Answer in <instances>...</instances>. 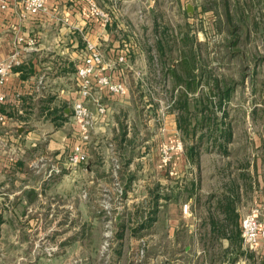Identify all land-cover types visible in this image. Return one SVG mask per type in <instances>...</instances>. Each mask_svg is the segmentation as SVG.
<instances>
[{"label":"crops","instance_id":"crops-1","mask_svg":"<svg viewBox=\"0 0 264 264\" xmlns=\"http://www.w3.org/2000/svg\"><path fill=\"white\" fill-rule=\"evenodd\" d=\"M172 1L175 18L192 6L187 0ZM162 2L47 0L45 13L30 14L17 0H0V59L16 53L20 60L6 80V101L0 104L6 116L0 125V240L8 242L1 248L5 255H39L42 240L63 237L69 241L61 247L67 249L73 239L88 240L96 234L103 239L98 209L107 194L118 201L119 183L127 209L116 235L132 246L122 244L117 253L136 254V240L145 238L148 264H264V243L248 250L241 236L242 218L255 208L264 228L260 157L229 149L215 156L223 165L217 161L204 166L203 155L209 153L174 151L168 166H157L154 136L135 129L144 123L154 132L152 118L143 121L141 113L153 111L154 105L139 109L126 79L152 76L151 56L145 51L151 44L144 36L155 38L152 48L162 43L158 38L167 30L158 17ZM194 10L187 11L188 16ZM90 44L103 53V74L123 82L126 90L113 95L93 85L86 102L95 119L90 142L84 144L87 162L75 171L49 175L51 165L62 167L82 142L73 105L80 98L78 70ZM96 101L107 108L102 117ZM127 110L134 113L126 119ZM172 112L165 116L168 127L160 134L168 139L170 130L177 129V113ZM140 135L145 138L140 140ZM137 140L139 146L133 143ZM129 144L128 153L121 152Z\"/></svg>","mask_w":264,"mask_h":264},{"label":"rangeland","instance_id":"rangeland-1","mask_svg":"<svg viewBox=\"0 0 264 264\" xmlns=\"http://www.w3.org/2000/svg\"><path fill=\"white\" fill-rule=\"evenodd\" d=\"M172 2L163 0L158 10L161 28L168 30L165 35L161 33L158 38L165 44L162 53L157 47L152 48L155 38L150 33L144 36L145 42L151 44L145 51L151 56L152 76L148 77L145 74L141 78L126 79L131 90H135L139 109L149 104L155 107L153 111H149L150 109L149 112L141 111L143 121L149 116L152 118L153 124H150V129L154 132L151 134L148 126L139 122L135 129L143 132L145 137L154 136L153 147L159 153V158L164 145L171 146L180 142L183 152L192 153L190 151L194 148V152L209 153L202 154L204 166H211L210 162L216 165L217 161L220 162L219 165H223L224 161L216 159L215 156L229 149L233 152L248 153L251 158L259 156L262 160L264 0H187L186 2H190L193 8L195 6V13L190 17L187 9L181 10L177 18L172 15L171 9L174 6ZM192 51L194 57H191ZM154 55H157V59ZM166 55L168 58L162 59ZM181 57L193 59L192 65L188 67L196 76L197 88L193 92H190L184 83V80L188 79L185 64H180L174 69L175 75L171 71L179 62L174 60ZM179 78H183L181 84L177 83ZM216 82H220V90L216 89ZM194 86L195 83L192 87ZM228 88L230 98L225 97ZM181 93L189 95L190 109L186 110L188 113L183 110L180 115L176 114L177 129L170 130L169 139L160 136L168 127L165 121L167 113L169 111L178 113L172 105L175 97ZM128 113L134 112L127 110L124 115L126 119ZM229 134H232V137L227 142ZM139 137L140 140L145 138L142 135ZM140 140L133 143L139 146ZM132 144L127 145L126 150L121 152L127 154ZM116 160V165H120L119 155H116ZM160 164L162 165L161 158L157 166ZM105 198L109 203V209L105 211L101 206L98 213L104 225L103 232H111V238L104 239L103 233V239L101 237L98 239V234L88 240L73 239L70 240L67 249L65 246L61 247L62 243L69 241L63 237L42 240L38 242L39 246L37 245L40 254L26 256L5 255L1 248H7L8 242L2 243L0 240V264H18L17 262L31 264L35 260L38 262L39 259L40 264H148L145 238L136 240L140 243L136 254L116 252L120 245L127 242L130 247L132 246L130 240H123L121 243V239L116 235L119 218L127 207L123 201L119 203L112 193L107 194ZM36 242L37 240L33 244ZM157 245L155 242L156 247ZM16 249L11 247V251ZM66 251L69 253L65 254Z\"/></svg>","mask_w":264,"mask_h":264},{"label":"built area","instance_id":"built-area-1","mask_svg":"<svg viewBox=\"0 0 264 264\" xmlns=\"http://www.w3.org/2000/svg\"><path fill=\"white\" fill-rule=\"evenodd\" d=\"M17 1L21 3L24 10L30 14L45 13L47 11V0ZM92 11L99 15L95 7L92 8ZM120 61H124V57H121ZM19 64L20 60L16 53L7 59H0V104L6 101V94L4 93L6 80L14 67ZM104 69L103 53L98 47L90 44L88 46V54L84 58L83 66L78 70V75L82 80L80 98L77 99L73 105V118L78 127L80 140L82 142L73 147L62 167L56 164L51 165L49 175L61 174L63 170L75 171L82 164L87 162L88 153L84 144L90 142L95 119L86 102L92 98L93 85L96 84V87L99 89H105L113 95H123L125 93V84L123 82H115L109 76L103 74ZM96 103L99 117L104 116L107 112V108L99 101H96ZM5 120L6 116L0 111V125L3 124ZM174 151H182V144L180 142H176L175 145L171 146L164 145L161 148L160 158L163 166L166 167L170 164ZM117 187L119 195L118 202L122 203L125 190L119 183H117ZM102 207L105 211L109 209V203L106 198L102 202ZM259 215L260 210L255 208L245 215L241 221L242 242L248 250H255L260 242L264 243V228L260 222ZM111 235V232L104 233V239L111 238ZM103 249H105V246H103Z\"/></svg>","mask_w":264,"mask_h":264},{"label":"trees","instance_id":"trees-1","mask_svg":"<svg viewBox=\"0 0 264 264\" xmlns=\"http://www.w3.org/2000/svg\"><path fill=\"white\" fill-rule=\"evenodd\" d=\"M166 32H167V30H164L163 32H162V34H166ZM168 36V35H167ZM165 38H166V36H164ZM188 37V36H187ZM169 39H170V37H168ZM161 44H163V42L161 43ZM160 43H159V46L157 47V49H158V51L160 50L161 51V53H162V50H163V47L165 46V44H164V46L163 45H161ZM192 55H191V57L193 56L194 57V52L192 51V53H191ZM191 60V61H190ZM193 59H189L188 60V58H180V59H178V64H177V66L175 67V68H172V72H173V75H175L176 74V71L174 70V69H176L180 64H185V66L187 67L186 69L188 70V73H187V76H188V79H186V80H184V83H185V85H187L188 87H189V91L191 92H193V91H195L196 90V88H197V84H196V76L192 73V70L190 69V71H189V68L188 67H190V65H192V63H193V61H192ZM170 67H173V66H170ZM181 80H183V78H179V80H178V82L177 83H179V84H181ZM193 83H195V86L194 87H192V85H193ZM215 87H216V89H218V90H220V82H216L215 83ZM228 90V91H227ZM226 91V96L225 97H227V98H230V94L228 93L229 92V88L227 89ZM177 95V94H176ZM220 96V95H219ZM224 98V97H223ZM195 101H197V99H194ZM220 100H222V98H221V96H220ZM190 105H191V103H190V98H189V95L186 93H181V94H179V96H176L175 97V99H174V101H173V108L175 109V110H177V114L178 115H180V113L184 110V111H186V110H189L190 108ZM211 105H212V103H211ZM221 107V105L219 106V108ZM187 113H188V111H186ZM177 120H179L178 118H177ZM231 137H232V134H229V135H227V142L231 139ZM121 141L122 142H124L125 141V133H123L122 135H121ZM261 148H263V146L261 147ZM194 150V148H192V151H190V152H194L193 151ZM262 161V165L264 166V158L261 160Z\"/></svg>","mask_w":264,"mask_h":264},{"label":"water","instance_id":"water-1","mask_svg":"<svg viewBox=\"0 0 264 264\" xmlns=\"http://www.w3.org/2000/svg\"><path fill=\"white\" fill-rule=\"evenodd\" d=\"M187 11H188L189 13H191V12L193 11V7H192V6H188Z\"/></svg>","mask_w":264,"mask_h":264}]
</instances>
